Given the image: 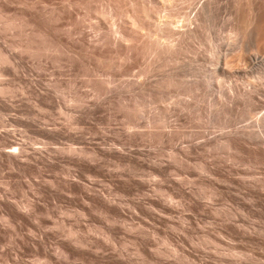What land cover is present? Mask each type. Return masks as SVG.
<instances>
[{
	"label": "rangeland",
	"instance_id": "374dc122",
	"mask_svg": "<svg viewBox=\"0 0 264 264\" xmlns=\"http://www.w3.org/2000/svg\"><path fill=\"white\" fill-rule=\"evenodd\" d=\"M263 62L264 0H0V264H264Z\"/></svg>",
	"mask_w": 264,
	"mask_h": 264
},
{
	"label": "bare ground",
	"instance_id": "6f19581e",
	"mask_svg": "<svg viewBox=\"0 0 264 264\" xmlns=\"http://www.w3.org/2000/svg\"><path fill=\"white\" fill-rule=\"evenodd\" d=\"M135 7H136V6H135ZM135 7H133V8H135ZM146 7H147V6H146ZM142 8H144V7H142ZM139 9H140V8H139ZM139 9H138V10H139ZM148 9H149V8H148ZM148 9H146V8H144V10L142 9V10L144 11V12L142 11V14H143V13L145 14L146 12H148ZM146 10H147V11H146ZM133 11H134V10H133ZM135 12H136V11H135ZM135 12H133V14H134ZM140 12H141V11H139L138 14H137V12H136L137 15H135V14H134V15L138 17L139 14H140ZM131 14H132V13H131ZM148 14H149V13H148ZM129 15H130V13H129ZM130 16H132V15H130ZM145 16H147V15H145ZM254 16H255V15H254ZM137 17H136V18H137ZM195 17H196V16H195ZM16 18H17V17H16ZM16 18H15V19H16ZM24 18H25V17H24ZM129 18H130V17H129ZM139 18H140V17H139ZM231 18H232V17H231ZM20 19H22V18H20ZM132 19H133V18H132ZM128 20H129V19H128ZM140 20H142V19H138V18H137V19H134V22H133V23H134L136 26H139V25H140V22H139ZM17 21H18V20H17ZM31 21L34 22L33 20H31ZM157 22H158V21H157ZM157 22H156V23H157ZM250 22H251V21H250ZM21 23H22V22H21ZM27 23H29V22H27ZM186 23H187V22H186ZM251 23H252V22H251ZM134 24H132V25H133L134 28H135L136 26H135ZM167 24H168V22H167ZM169 24L171 25V23H169ZM169 24L166 25V26L171 27ZM183 24H184V23H183ZM236 24H237V23H236ZM7 25H8V24H7ZM174 25H175V24H174ZM141 26H142V25H141ZM157 26H158L159 28L162 27L161 24H160V25H157ZM163 26H164V24H163ZM235 26H236V28H235L236 31L241 30V29H240V26H238V25H235ZM131 27H132V26H131ZM154 27H155V26H154ZM139 28H142V27H139ZM163 28H165V27H163ZM166 28H167V27H166ZM171 28H172V27H171ZM171 28H170V29H171ZM184 28H185V27H184ZM187 28H188V27H187ZM233 28H234V27H233ZM137 29H138V28H137ZM167 29H168V28H167ZM170 29H168V30H170ZM30 30H31V29H30ZM120 30H121V29H120ZM135 30H136V29H135ZM156 30H157V28L155 29V31H156ZM159 30H161V28H160ZM164 31H167V30L165 29ZM170 31H172V30H170ZM170 31H168V33H169ZM190 31H192V34H194L193 31H195V30H190ZM190 31H189V32H190ZM195 32H196V31H195ZM239 32H240V31H239ZM239 32H237V33H239ZM160 33H161V31H160ZM171 33H172V32H171ZM232 33H233V32H232ZM235 33H236V32H235ZM158 34H159V33H158ZM251 34H252V33H251ZM42 35H43V34H42ZM160 35H162V34H160ZM166 35H167V34H166ZM168 35H170V33H169ZM236 35H237V34H236ZM238 35H239V34H238ZM150 36H151V35H150ZM240 36H241V35H240ZM171 39H172V38H171ZM232 39H233V38H232ZM238 39H239V38H238ZM134 41H135V40H134ZM158 41H159V40H158ZM236 41H237V40H236ZM127 42H129V41H127ZM154 42H157V41L155 40ZM159 42H160V41H159ZM159 42H158V44H157V50H158V49L160 50V48H159L160 43H159ZM232 42H233V41H232ZM232 42H231V43H232ZM236 43H237V42H236ZM236 43H235V44H236ZM128 44H129V43H128ZM228 44H229V43H228ZM155 45H156V44H155ZM161 45H162V44H161ZM236 45H237V44H236ZM152 46H153V45H152ZM231 46H233V45H231ZM237 46H238V45H237ZM155 47H156V46H155ZM127 48H128V47H127ZM163 48H164V47H163ZM233 48H234V47H233ZM240 48H241V46H240ZM154 49H155V48H154ZM173 49L175 50V48H173ZM177 49H178V48H177ZM157 50H156V51H157ZM162 50H163V49H162ZM162 50H161V52H162ZM152 51H155V50H152ZM172 51H173V50H172ZM175 51H176V50H175ZM239 51H240V50H239ZM158 52H159V51H158ZM151 53H152V52H151ZM148 54H149V53H148ZM172 54H173V53H172ZM166 55H167V54H166ZM2 59H5V60H6V57L3 56ZM163 60H164V59H163ZM263 63H264V62H263ZM223 66H224V65H223ZM221 69H224V68L222 67ZM228 71H229V70H228ZM165 73H166V72H165ZM166 74H167V73H166ZM169 77H170V76H169ZM171 77H172V76H171ZM166 79H167V78H166ZM173 80H174V79H173ZM169 83H170V82H169ZM173 83H174V82H173ZM171 84H172V83H171ZM176 84H177V83H176ZM261 84H262V83H261ZM250 89H251V88H250ZM247 91H248V90H247ZM251 99H252V98H251ZM259 122H260V121H259ZM256 126H257V125H256ZM263 133H264V132H263ZM226 142H228V141H226ZM262 142H263V141H262ZM10 152H11V151H10ZM14 152H15V151L13 150V153H14ZM262 189H263V188H262ZM263 190H264V189H263Z\"/></svg>",
	"mask_w": 264,
	"mask_h": 264
}]
</instances>
